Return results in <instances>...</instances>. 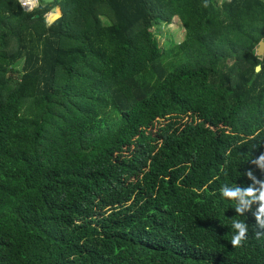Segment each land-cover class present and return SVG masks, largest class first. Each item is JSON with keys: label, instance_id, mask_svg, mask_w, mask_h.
Here are the masks:
<instances>
[{"label": "trees", "instance_id": "trees-1", "mask_svg": "<svg viewBox=\"0 0 264 264\" xmlns=\"http://www.w3.org/2000/svg\"><path fill=\"white\" fill-rule=\"evenodd\" d=\"M41 2L0 0V264H264L220 194L264 181V0Z\"/></svg>", "mask_w": 264, "mask_h": 264}, {"label": "clouds", "instance_id": "clouds-1", "mask_svg": "<svg viewBox=\"0 0 264 264\" xmlns=\"http://www.w3.org/2000/svg\"><path fill=\"white\" fill-rule=\"evenodd\" d=\"M251 162L264 170V154L259 155ZM246 176L253 181L251 186L239 187L225 184L220 188V194L222 198L235 202L234 210L239 216H243L246 211H249L253 204H258L259 207L253 215L259 229L262 230L256 231L255 235L257 237L264 236V181L256 179L251 170L246 172ZM232 228L234 234L231 245L232 247H239L248 236V226L241 220L233 219Z\"/></svg>", "mask_w": 264, "mask_h": 264}, {"label": "rangeland", "instance_id": "rangeland-1", "mask_svg": "<svg viewBox=\"0 0 264 264\" xmlns=\"http://www.w3.org/2000/svg\"><path fill=\"white\" fill-rule=\"evenodd\" d=\"M223 1L225 0H219V3L221 4ZM50 15L51 14H49V16ZM155 31H156V28L154 29V32ZM185 36H186L185 29L183 28L179 20L176 18L173 19L170 25L162 26L161 32L156 34L158 41H160L161 45L163 46H165V42L169 39L174 41L176 44H180L184 41Z\"/></svg>", "mask_w": 264, "mask_h": 264}, {"label": "built area", "instance_id": "built-area-1", "mask_svg": "<svg viewBox=\"0 0 264 264\" xmlns=\"http://www.w3.org/2000/svg\"><path fill=\"white\" fill-rule=\"evenodd\" d=\"M20 8H23L27 13H34L41 5V0H17Z\"/></svg>", "mask_w": 264, "mask_h": 264}, {"label": "water", "instance_id": "water-1", "mask_svg": "<svg viewBox=\"0 0 264 264\" xmlns=\"http://www.w3.org/2000/svg\"><path fill=\"white\" fill-rule=\"evenodd\" d=\"M43 2H44V4H46V5H52V4L54 3V0H43ZM56 11H57V9H54V10L51 12V14H54ZM56 21H57V20H55V21H53V22H49V21H48V24H49V25H52V24L55 23ZM257 53H258V56H260V57H263V56H264V43H261V44H260V47H259ZM260 70H261V68H260V67H257V72H259Z\"/></svg>", "mask_w": 264, "mask_h": 264}, {"label": "crops", "instance_id": "crops-1", "mask_svg": "<svg viewBox=\"0 0 264 264\" xmlns=\"http://www.w3.org/2000/svg\"><path fill=\"white\" fill-rule=\"evenodd\" d=\"M57 10H59V9H57ZM59 13H60V18L62 17V12H61V9L59 10ZM59 18V19H60ZM58 20V19H57Z\"/></svg>", "mask_w": 264, "mask_h": 264}]
</instances>
